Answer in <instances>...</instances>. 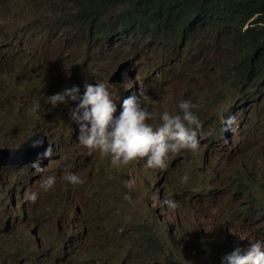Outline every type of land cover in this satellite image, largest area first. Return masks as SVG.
Returning <instances> with one entry per match:
<instances>
[{
  "label": "rangeland",
  "instance_id": "obj_1",
  "mask_svg": "<svg viewBox=\"0 0 264 264\" xmlns=\"http://www.w3.org/2000/svg\"><path fill=\"white\" fill-rule=\"evenodd\" d=\"M65 3L0 0V149H18L24 142L25 130L14 125L18 119L32 126L39 115L52 136L2 154L3 161L16 162L36 150L26 164L0 168V264H98L84 255L90 246L100 264H220L231 251L229 235L233 249L264 240V220L258 225L254 220L264 207V194L256 187L264 184V84L250 77L244 86L233 73L242 60L258 67V50L210 48L212 37L198 33L185 51L178 45L152 46L147 56L137 49L123 54L117 48L122 40L113 42L101 55V68L86 69L85 76L107 83L118 65L125 66V84L108 86L117 113L124 97L137 95L156 114L155 126L161 112L177 113L178 102L190 99L200 126L212 125L200 133L195 151L169 154L164 168H146L143 159L112 167L108 155L89 153L78 143V126L69 118L76 105L72 99L54 108L50 104L45 112L39 108V100L47 101L52 91L41 89L56 85V73L75 74L83 61L84 37L63 20ZM114 55L117 66L104 70ZM96 81L76 86L81 91ZM69 171L81 182L69 183ZM48 175L56 179L44 191L40 185ZM129 180L131 188L125 187ZM239 185L254 190L253 203L236 194ZM32 191L35 201L26 199ZM166 198L174 208L162 203Z\"/></svg>",
  "mask_w": 264,
  "mask_h": 264
},
{
  "label": "trees",
  "instance_id": "obj_2",
  "mask_svg": "<svg viewBox=\"0 0 264 264\" xmlns=\"http://www.w3.org/2000/svg\"><path fill=\"white\" fill-rule=\"evenodd\" d=\"M65 7L68 8V15L63 20L78 27L84 37L85 47L80 57L83 61L75 74L65 76L56 73V85L47 84L41 89L52 90L47 96L78 82H95V75L87 77L85 70L96 71L95 67H99L102 53L112 49L113 42L118 39L122 40L117 47L121 53L128 55V50L137 49L139 55L147 56L152 46L178 45L185 51L191 45L189 40L196 39V33L214 36L212 44L215 49L224 51L225 47L230 46L240 54H251L258 50L261 64L258 67L246 64L247 70L238 77L241 79L246 73L248 82L250 77L257 75L259 82L264 84V0H68L61 11ZM252 17L254 18L251 23L255 25L242 33V26ZM61 24L62 21L59 25ZM59 25L56 29L61 31ZM118 62L119 59L114 55L102 68L111 71ZM243 63L250 62L242 60L238 64ZM260 71L262 75H259ZM102 81L106 83V80ZM41 94L38 90L40 98ZM38 104L44 112L50 106L43 99ZM14 125L25 130L24 142L34 134H42L52 139L45 128L44 118L39 119V115L33 118L32 126H28L21 119L16 120ZM211 125L212 122L201 125L199 131L197 130V137H201L200 133L205 132ZM195 185L199 186L197 183ZM15 217H19V213ZM114 237H117L116 234ZM83 247L84 244L81 243L80 248ZM226 247L229 248V244ZM84 255L93 260L100 259L91 246Z\"/></svg>",
  "mask_w": 264,
  "mask_h": 264
},
{
  "label": "clouds",
  "instance_id": "obj_3",
  "mask_svg": "<svg viewBox=\"0 0 264 264\" xmlns=\"http://www.w3.org/2000/svg\"><path fill=\"white\" fill-rule=\"evenodd\" d=\"M254 17L242 26V33L255 25L251 23ZM198 34L202 36L201 33ZM198 34L196 33L197 36ZM209 36L214 42V36ZM212 43L209 44L210 48L215 47ZM225 49L234 51L230 46ZM179 51L182 49L179 48ZM241 65L236 63L233 67V73L239 82L247 84L251 78L254 82L259 80L255 75L246 82V73L241 79L236 76ZM124 80L116 85L122 86L125 84ZM110 84L108 80L107 83L103 81H96L95 84L85 83L84 90L81 91L78 86L73 85L47 97V102L53 107L58 103H67L66 97L73 100L76 105L70 109L69 118L78 126V143L87 148L89 153L98 150L101 154L108 155L112 167L143 159L146 168H164L169 154L181 150L195 151L198 148L197 129L200 128V120L192 111L195 106L190 99H181L178 102L180 111L177 113L161 112L158 117L159 123L154 126L151 121L156 118V114L149 111L137 95L124 97L117 113V104L114 102L116 96L111 95L108 88ZM208 138L211 141L212 135ZM55 179L53 175L45 177L41 182V189L44 191L51 189ZM66 179L72 184L81 182L80 177L70 171L66 173ZM125 187H132L130 180L125 182ZM242 187L239 185L236 194L245 196L248 203H253L256 198L254 190L250 189V186ZM256 187L264 191V184L258 183ZM26 199L35 201L37 192L26 193ZM162 203L169 208L175 207V202L170 198L164 199ZM230 237L229 235L227 243L229 248H226L231 251L221 257L220 264H264V240H249L248 246L233 249L234 243Z\"/></svg>",
  "mask_w": 264,
  "mask_h": 264
},
{
  "label": "water",
  "instance_id": "obj_4",
  "mask_svg": "<svg viewBox=\"0 0 264 264\" xmlns=\"http://www.w3.org/2000/svg\"><path fill=\"white\" fill-rule=\"evenodd\" d=\"M128 65V63L126 64ZM125 66L124 65H120L117 67V69L113 72V74L109 77L108 79V82L111 83V82H115L116 84H120L125 78H126V74L124 76H121L122 73V69L124 68ZM42 136V137H41ZM38 139H42V140H45V136L43 135H38V134H35V135H32L30 136L25 142L21 143L16 149V148H10V149H5V148H1L0 149V167L2 166H5V165H13V164H26L28 161H26L30 156H32L33 154H36V150H33L32 152H30L28 154V156L21 160V161H16V162H11L8 160L6 161H3L2 160V154L4 153H18L20 151L21 148H23L24 146H29L30 144H32L34 141L38 140ZM46 147V145L43 146V150L44 148ZM38 159V158H37ZM36 159V160H37ZM35 160V161H36Z\"/></svg>",
  "mask_w": 264,
  "mask_h": 264
},
{
  "label": "bare ground",
  "instance_id": "obj_5",
  "mask_svg": "<svg viewBox=\"0 0 264 264\" xmlns=\"http://www.w3.org/2000/svg\"><path fill=\"white\" fill-rule=\"evenodd\" d=\"M170 42V41H169ZM193 42V41H192ZM246 64H249V65H251L250 63H243L239 68H238V70H237V73H236V76H238V75H240V74H242V73H244V71H246L247 70V68H246ZM140 83V82H139ZM139 83H138V85H139ZM180 92H181V90H180ZM182 94V93H181ZM186 97V96H185ZM54 108V107H53ZM65 120V119H64ZM64 122V121H63ZM64 126V125H63ZM69 128H70V130L73 132V127L72 126H69ZM75 129V128H74ZM51 139V138H50ZM232 147V146H231ZM228 150V149H227ZM229 151V150H228ZM227 152V151H226ZM1 168V167H0ZM254 179V178H253ZM226 184H228V183H226ZM225 185V184H224ZM226 186V185H225ZM227 186H229V185H227ZM230 189V188H229ZM159 198H161V196L159 195ZM159 201H162V199H159ZM255 221H257V224L256 225H258V224H260L261 223V221L260 220H264V207H263V211H262V213H260L259 215H257L256 217H255V219H254ZM200 226H201V228H204L206 225L205 224H200ZM165 229L167 230V233L169 234V235H171V232H170V227L168 226V228L165 226ZM231 240H232V242H235V239L233 238V237H231ZM21 250V249H20ZM86 258L87 259H90V258H88V256H86ZM91 260V259H90ZM93 260V259H92ZM96 263H98V264H100L101 263V261H100V259H97V260H94Z\"/></svg>",
  "mask_w": 264,
  "mask_h": 264
}]
</instances>
